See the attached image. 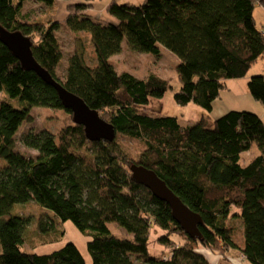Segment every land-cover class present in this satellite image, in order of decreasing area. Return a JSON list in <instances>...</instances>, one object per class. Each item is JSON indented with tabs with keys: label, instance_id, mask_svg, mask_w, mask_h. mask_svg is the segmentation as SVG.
Instances as JSON below:
<instances>
[{
	"label": "trees",
	"instance_id": "16d2710c",
	"mask_svg": "<svg viewBox=\"0 0 264 264\" xmlns=\"http://www.w3.org/2000/svg\"><path fill=\"white\" fill-rule=\"evenodd\" d=\"M26 1L0 0V27L28 37L34 59L116 134L111 141L88 140L55 88L23 68L0 40V264H86L71 242L49 254L24 249L30 220L16 208L29 201L52 215L36 223L40 235L52 233L57 240L62 231L55 221L67 220L88 235L92 264H210L200 248L221 255L237 250L249 264H264V121L246 110L213 120L208 115L225 81L246 76L264 56V32L254 17L261 0H113L102 20L89 11L94 0H33L48 8L65 5L63 23L82 35L74 39L63 78L56 74L62 59L59 23L27 20ZM124 43L153 56L161 55V47L174 54L180 83L175 102L192 101L206 115L182 125L175 116L145 113L170 81L154 73L139 78L117 72L110 56ZM247 89L264 107V75L250 76ZM32 106L61 109L71 122L56 132L26 134L23 142L37 151L27 156L16 149L15 134L32 119ZM121 138L138 142L139 154L132 156ZM252 146L256 152L244 162ZM132 163L155 171L200 214V238L187 235L170 206L132 180ZM110 223L122 227L125 237L113 234ZM237 224L240 242L234 238ZM152 229L162 247L154 256Z\"/></svg>",
	"mask_w": 264,
	"mask_h": 264
},
{
	"label": "rangeland",
	"instance_id": "374dc122",
	"mask_svg": "<svg viewBox=\"0 0 264 264\" xmlns=\"http://www.w3.org/2000/svg\"><path fill=\"white\" fill-rule=\"evenodd\" d=\"M108 0H99V4H107ZM118 3L130 2L134 4H140L143 0H118ZM98 2V0H96ZM106 3V4H105ZM96 5V3H95ZM105 11V10H104ZM98 12V10H97ZM22 14L27 20H37L42 18H49L50 21L58 22L59 27L56 29V36L62 51V59L56 68V74L60 78H63L67 66V59L74 49V39L76 36H82L70 31L64 22L67 14L65 5L60 3L54 8H48L44 5H39L33 0H28L24 3ZM92 15L94 13H91ZM95 15V14H94ZM97 16V14H96ZM262 18L257 15V22L260 23ZM260 28V26H259ZM263 30V28H260ZM87 58L90 60L91 50L87 49ZM110 60L114 65L117 72L128 71L133 75L143 78L148 73H154L157 76L170 81V87L165 91L164 95L159 98H152L147 105L145 113L161 116H175L182 125H190L200 119L202 115H206L207 111L195 104L194 102H188L186 104H178L174 100V93L179 89V79L177 77L175 66L178 62L177 57L167 49L161 47V55L153 56L149 53L130 50L126 44L122 45L120 53H116L110 56ZM255 74L264 75V56L259 58L254 65L250 68L247 75L241 78L227 79L225 81V87L221 90L220 97L213 102L212 110L208 112L211 120L221 116L226 111L246 110L258 115L259 110H263V106L254 100L247 90V82L250 76ZM246 93V95L244 94ZM32 119L30 121H24L18 128L15 134L16 149L27 156L35 155L36 150L31 149L25 145L23 138L28 133H40L43 130L50 132H56L62 126H65L71 122L70 118L61 109H51L43 106H32L29 111ZM127 143V147L130 150L132 156H137L141 149V145L127 138H121ZM256 152L255 146L245 152L242 155L244 162H247ZM16 210L23 216H27L30 222L25 229V243L24 249L33 251L37 254H49L55 250L60 249L66 243H73L81 255L83 256L86 264H92L90 254L87 249V241L89 236L80 231L70 220L67 221H55V228L62 231L57 240L52 236V233L46 236H42L37 232V225L39 219L50 220L52 215L46 212L39 205L33 201L23 203L19 205ZM51 222V221H50ZM237 223V222H236ZM235 223V224H236ZM111 232L119 237H125L126 231L114 224H108ZM153 230V229H152ZM234 238L240 242L241 230L240 224H237L234 228ZM151 244L149 252L151 255H159L161 246L156 244L155 231H151ZM57 236V234H56ZM56 240V241H54ZM54 241V242H53ZM231 251V250H230ZM229 252V251H228ZM216 255H221L217 252H213ZM228 254V253H227ZM223 258L225 256L221 255ZM135 264H146L141 261H135Z\"/></svg>",
	"mask_w": 264,
	"mask_h": 264
},
{
	"label": "water",
	"instance_id": "95a60500",
	"mask_svg": "<svg viewBox=\"0 0 264 264\" xmlns=\"http://www.w3.org/2000/svg\"><path fill=\"white\" fill-rule=\"evenodd\" d=\"M261 2L264 5V0ZM0 40L20 61L23 68L34 71L46 83L55 88L63 106L71 111L73 121L83 126L88 140L111 141L114 139L116 131L112 124L105 121L82 98L64 88L34 59L31 41L28 37L19 31L9 32L0 27ZM129 169L133 181L148 188L156 198L170 206L173 219L187 235L196 239L200 238L199 225L202 224V218L199 213L184 204L152 169L135 163L130 164Z\"/></svg>",
	"mask_w": 264,
	"mask_h": 264
},
{
	"label": "crops",
	"instance_id": "0c3cea01",
	"mask_svg": "<svg viewBox=\"0 0 264 264\" xmlns=\"http://www.w3.org/2000/svg\"><path fill=\"white\" fill-rule=\"evenodd\" d=\"M113 0H108L107 4ZM116 2H119L118 0H114ZM96 3V5H95ZM106 4V3H105ZM107 4L104 6V3L99 4V0L98 2H96V0H94L92 2V8L89 10L90 13H94L93 17L97 18V19H106L107 16H105V9ZM98 10V12H97ZM97 14V16H96ZM257 15H259L262 18V21H260V23L257 22ZM254 17L256 20V23L258 26H260V28H263V32H264V5L262 3H257L255 5V9H254ZM248 90V89H247ZM246 95V93H244ZM260 113H258L260 115V117L262 118V120L264 121V108L263 110L258 109ZM198 251L200 253H202L209 261L210 264H249L247 261L244 260L243 256L241 255L242 253H240V251L237 250H231L229 252H226L224 258L221 255H216L214 254L211 250L209 249H204V248H200L198 249ZM228 253V254H227Z\"/></svg>",
	"mask_w": 264,
	"mask_h": 264
}]
</instances>
